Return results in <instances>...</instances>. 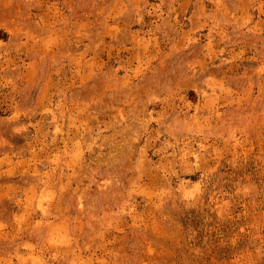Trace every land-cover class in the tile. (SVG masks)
I'll return each mask as SVG.
<instances>
[{"label": "rangeland", "instance_id": "obj_1", "mask_svg": "<svg viewBox=\"0 0 264 264\" xmlns=\"http://www.w3.org/2000/svg\"><path fill=\"white\" fill-rule=\"evenodd\" d=\"M0 264H264V0H0Z\"/></svg>", "mask_w": 264, "mask_h": 264}]
</instances>
